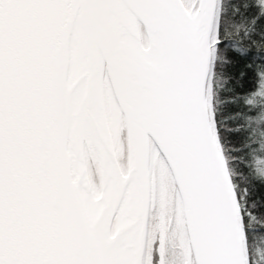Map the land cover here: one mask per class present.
Here are the masks:
<instances>
[{
	"label": "snow or ice",
	"instance_id": "1",
	"mask_svg": "<svg viewBox=\"0 0 264 264\" xmlns=\"http://www.w3.org/2000/svg\"><path fill=\"white\" fill-rule=\"evenodd\" d=\"M0 264H264V0H0Z\"/></svg>",
	"mask_w": 264,
	"mask_h": 264
}]
</instances>
